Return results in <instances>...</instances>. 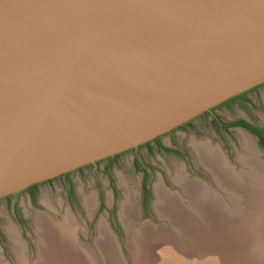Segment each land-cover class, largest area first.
Wrapping results in <instances>:
<instances>
[{
  "label": "water",
  "instance_id": "1",
  "mask_svg": "<svg viewBox=\"0 0 264 264\" xmlns=\"http://www.w3.org/2000/svg\"><path fill=\"white\" fill-rule=\"evenodd\" d=\"M262 83L264 0H0V212L189 143Z\"/></svg>",
  "mask_w": 264,
  "mask_h": 264
},
{
  "label": "rangeland",
  "instance_id": "2",
  "mask_svg": "<svg viewBox=\"0 0 264 264\" xmlns=\"http://www.w3.org/2000/svg\"><path fill=\"white\" fill-rule=\"evenodd\" d=\"M240 118L249 120L264 131V93L221 122L229 123ZM243 134L250 136L260 159L264 161V144L254 133L240 126L224 128L219 122L189 143L0 212V263L41 264L45 258L48 261L51 248L57 244V247H65L61 241L66 240L57 242L52 239L56 238L54 234L49 235L54 227L61 233L63 230L69 232L70 243L83 248L91 264H146L140 259L139 246L144 245L141 241L150 239L149 231L158 233L160 229L164 231L166 228L168 230L165 233L174 237L178 231L168 220L170 217L155 207L158 185L165 189L163 197L168 205L174 198L183 201L181 205L188 212L198 215L189 201L188 191L180 182L193 180L204 183L206 188L210 187L222 196L215 200L222 212L243 219L246 211L243 195L216 186L213 176L201 165L207 154L205 148L215 147L222 153L227 169L233 172L236 179L247 175L257 180L256 176L260 174L245 166L244 161L250 160L253 152L245 148ZM144 170L147 172L144 173ZM89 198L93 199V204L86 202ZM227 206H231L230 209ZM213 207L206 206L207 211L199 213L200 217L204 218L205 213L208 215L211 208L214 210ZM164 211L169 213L166 206ZM102 223L106 224L108 233L115 238L114 245L108 243L104 246L109 259L103 249L97 246ZM44 225H47L49 233L44 230ZM178 234L183 239L186 237L183 232L178 231ZM44 246L48 249L45 253L41 252ZM19 251L21 260L17 255ZM89 262L86 261L87 264Z\"/></svg>",
  "mask_w": 264,
  "mask_h": 264
},
{
  "label": "bare ground",
  "instance_id": "3",
  "mask_svg": "<svg viewBox=\"0 0 264 264\" xmlns=\"http://www.w3.org/2000/svg\"><path fill=\"white\" fill-rule=\"evenodd\" d=\"M249 137L246 134L242 135L245 148L249 152H253V156L250 155L251 159L244 162L247 168H252L260 174L256 176L257 180L250 179L247 175L236 179L235 175L232 174L233 172L227 169L220 150L215 147L213 148L211 145L212 149L209 147V150L205 148V153L207 154L203 157L204 161L201 164L213 176L216 186H221L226 191H235L239 195H243L244 207L246 208L244 218L237 219L232 216L230 217L224 211L222 212L221 207L215 202L216 199H221V195H217L214 189L212 190L210 187L206 188L204 183L198 181L193 182V180L184 181V183L180 182L188 191L189 201L194 209H196L195 213H198V215L188 212L181 205L183 201L179 202L173 197L168 205L163 197L165 189L163 190V187L158 185L156 188L157 200L155 207L163 215L169 216L170 219L168 220L173 223L172 225L178 229L179 233H185L186 237L184 239L182 235L180 237L178 231L174 234L176 235L175 237L169 235L165 233V230H168L166 228L164 231L160 229L158 233L153 230H150L148 233L147 230L150 239L141 241V243H144V245L139 246L141 248L139 252L141 260H144L146 264H264V161L260 159L259 153L255 150L254 143ZM195 191L196 193H194ZM92 198L87 199L86 202L93 204ZM165 206L167 211L169 213L171 212L170 215H168L169 213H165ZM206 206H214V210L211 208L208 211L209 213L207 212L208 215L206 213L205 215L202 214L204 218H201L199 213H202L204 210L207 211L205 209ZM88 207H90V204ZM230 207L228 208L230 209ZM216 209L218 212H216ZM214 212L217 214H214ZM44 226V230H47V233H49L47 225ZM53 228L49 235L53 236L52 234H54L56 238L52 237V239L58 240L57 242H60L61 239L66 240L61 241V243L64 242L65 247L63 245L57 247V244V248H51V251L48 252L51 253L50 258L48 261L46 258L41 260V264H87L86 261L89 262V259L86 258L87 255L85 256L83 248L76 247L72 242L70 243V233L64 230L61 233L56 228L59 230L57 232ZM153 229L155 230L156 228L154 227ZM68 230L70 231V229ZM44 234L46 233L44 232ZM99 237L100 241L97 242V246L103 249L106 257L109 259L104 246L108 243L114 245L115 238L108 233L106 224L104 223L101 224ZM108 238L110 240L106 241L105 239ZM47 250L44 246L41 252L45 253ZM17 255L18 259L21 260L20 251Z\"/></svg>",
  "mask_w": 264,
  "mask_h": 264
},
{
  "label": "flooded vegetation",
  "instance_id": "4",
  "mask_svg": "<svg viewBox=\"0 0 264 264\" xmlns=\"http://www.w3.org/2000/svg\"><path fill=\"white\" fill-rule=\"evenodd\" d=\"M264 85V83H262V84H260V85H257V86H255V87H253V88H251V89H249V90H247V91H245V92H242L241 94H238V95H236V96H233V97H231L230 99H228V100H226V101H224L223 102V104L224 103H228V102H230V101H234V100H236V99H239V98H244L251 90H256V89H258L260 86H263ZM218 106V105H217ZM216 108V106L215 107H213L212 108V110L211 111H207V112H204L203 114H211V115H215L214 113H213V110ZM216 117V116H215ZM217 118V117H216ZM194 120V119H193ZM193 120H191V121H189V122H186L185 124H183V126H187L188 124H191L192 122H193ZM240 121H244L245 122V124H248V125H251L252 127H254V128H257L259 131H261V133H262V137L264 138V131L259 127V126H257V125H255L254 123H252V122H250L249 120H247V119H245V118H240V119H237V120H234V121H231V122H229V123H222V122H220V124H222L223 125V127L224 128H230V127H233V126H240V127H242V128H245V129H247V130H249L250 132H252L248 127H246L245 125H241V124H237V122H240ZM235 123V124H234ZM174 130H172L171 132H173ZM171 132H169V133H171ZM252 133H254V132H252ZM260 140H261V137L259 136V135H257L256 133H254ZM153 141H155L156 142V145L158 146V148H159V146H160V144H159V142H161V136H159L158 138H156V139H154V140H151V141H149V142H146V143H144L145 145H147V146H149V148H151V143L153 142ZM141 146V145H140ZM139 148V147H138ZM138 148H135V149H132V150H137ZM121 155V153H119V154H116V155H114V156H111V157H108V158H104V159H101L100 161H98V167L99 168H103L104 170H106V171H109L110 170V168H111V166L115 163V161L118 159V157ZM102 160H104V161H106V163H105V165L104 166H101V165H99L100 164V162L102 161ZM88 166H93V167H95L94 165H92V164H90V165H85V166H82V167H80V168H78V169H80V170H83L85 167H88ZM96 168V167H95ZM78 169H76V170H78ZM147 172V170H144V173H146ZM69 173L70 172H68V173H66V174H62V175H65V176H69ZM53 180V178H51V179H48L47 181H52ZM41 183V182H40ZM40 183H36V184H33V185H35L33 188H31V186H33V185H31L29 188H27V190H29V192H30V197L31 198H34V190L36 189V188H38V186H39V184ZM12 195H9L8 197L10 198Z\"/></svg>",
  "mask_w": 264,
  "mask_h": 264
},
{
  "label": "trees",
  "instance_id": "5",
  "mask_svg": "<svg viewBox=\"0 0 264 264\" xmlns=\"http://www.w3.org/2000/svg\"><path fill=\"white\" fill-rule=\"evenodd\" d=\"M235 124V123H234ZM237 124H241V125H245L246 127H248L252 132L256 133L257 135H259L261 137V142L264 144V138L262 137V133L261 131H259L257 128L252 127L251 125L245 124L244 121H240L237 122ZM161 147H163L162 144H160ZM35 185L31 186V188H33Z\"/></svg>",
  "mask_w": 264,
  "mask_h": 264
}]
</instances>
